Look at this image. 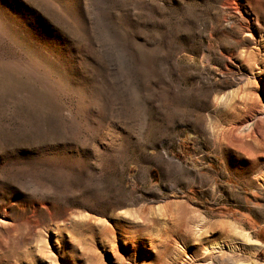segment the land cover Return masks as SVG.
<instances>
[{"label": "rangeland", "instance_id": "1", "mask_svg": "<svg viewBox=\"0 0 264 264\" xmlns=\"http://www.w3.org/2000/svg\"><path fill=\"white\" fill-rule=\"evenodd\" d=\"M263 234L264 0H0V264H264Z\"/></svg>", "mask_w": 264, "mask_h": 264}, {"label": "bare ground", "instance_id": "2", "mask_svg": "<svg viewBox=\"0 0 264 264\" xmlns=\"http://www.w3.org/2000/svg\"><path fill=\"white\" fill-rule=\"evenodd\" d=\"M247 59L252 61V65H253V64L256 65V64H257V61H258V56H257L256 53L250 51V52L247 53ZM255 74H256V73H255ZM253 88H254V87H253ZM237 129H238L237 126H233V127H232V133L235 132ZM254 130H256V131H254ZM251 131H252V133H254V134L258 133V127H255V128L252 129ZM251 131H250V132H251ZM247 136H248V135H246V137H247ZM250 136H251V135H250ZM253 137H254V136H253ZM215 247H217V244H216V243L211 244V245L209 246V249H210V250H211V249H216Z\"/></svg>", "mask_w": 264, "mask_h": 264}, {"label": "trees", "instance_id": "3", "mask_svg": "<svg viewBox=\"0 0 264 264\" xmlns=\"http://www.w3.org/2000/svg\"><path fill=\"white\" fill-rule=\"evenodd\" d=\"M263 235H264V234H263ZM258 240H259L260 242H264V240L261 239L260 237H258Z\"/></svg>", "mask_w": 264, "mask_h": 264}]
</instances>
